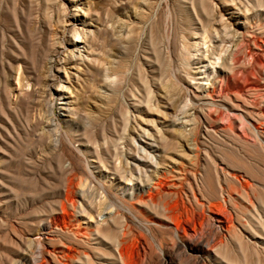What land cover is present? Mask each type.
I'll return each mask as SVG.
<instances>
[{
    "label": "rangeland",
    "instance_id": "obj_1",
    "mask_svg": "<svg viewBox=\"0 0 264 264\" xmlns=\"http://www.w3.org/2000/svg\"><path fill=\"white\" fill-rule=\"evenodd\" d=\"M0 264H264V0H0Z\"/></svg>",
    "mask_w": 264,
    "mask_h": 264
}]
</instances>
